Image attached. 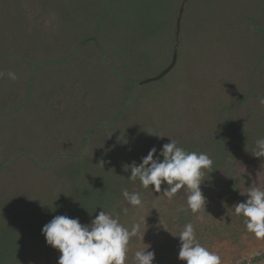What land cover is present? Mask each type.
Wrapping results in <instances>:
<instances>
[{
    "label": "rangeland",
    "instance_id": "obj_1",
    "mask_svg": "<svg viewBox=\"0 0 264 264\" xmlns=\"http://www.w3.org/2000/svg\"><path fill=\"white\" fill-rule=\"evenodd\" d=\"M72 1L74 4L69 0H0V73L6 69L5 75H0V83H8V73L17 70L16 64L27 61L30 66L38 65V61L32 60L38 51L46 57L52 49L57 50L58 57L65 53L60 52L64 49L63 41L67 40L63 27L79 32L73 24L83 23L80 16L84 12L78 14L79 4ZM79 1L83 5L86 2ZM168 1L172 6L174 0ZM133 2L135 15L146 25V32L157 31L161 14L146 0ZM208 8L212 11H206ZM181 10L176 34L196 30L199 25L204 29L201 24L209 25L218 18L221 28L226 23L222 42L225 66L221 64L215 69L208 85L203 84L204 72L198 80L192 78L188 89L184 82L186 87L180 88L182 116H175L165 108L159 113L157 107L151 109L148 105V95L158 97L159 80L141 83L144 79L137 78L152 74L154 69L150 65L127 70L125 79L119 81L107 77L106 81L101 76L92 78L90 71L82 73L79 85L83 94L78 95L77 107L81 114L77 115H73L75 110L68 113L66 109L65 104L73 98V90L67 85L64 89L46 86L44 92L49 91L44 96L30 91L23 100L20 95L7 92L6 100L11 104L8 107L0 101V123L5 124L0 135V148L4 149H0V210L3 209L0 264H57L59 252L46 245L42 227L55 215L79 218L81 224H89L101 210L112 212L125 227L140 225V232L129 242L126 264H132L135 251L148 246L147 250L155 253L153 264H185L177 258L180 246L177 236L188 223L192 224L201 245L220 256L221 264H264V239L249 233L244 218L234 213V205L247 200L246 193L251 187L264 189V158L251 154L255 140L264 137V105L259 103L264 98V18L261 17L264 0H188ZM186 11H190L187 17ZM166 14L172 20L171 13ZM52 15L59 16L64 26L59 20L49 21L47 18ZM163 18L166 20L165 15ZM248 28L250 32H246ZM43 29L45 34L41 35ZM252 32H257V36L248 37ZM216 41L221 43L219 38ZM191 43L197 45L193 40ZM65 48L68 50L69 46ZM42 49L46 51L43 54ZM79 50L80 47L74 55ZM252 52L255 54L251 59ZM91 54L94 62L98 60L97 54ZM18 55L22 57L20 63H17ZM115 65L116 70H122L120 64ZM186 65L193 64L187 60ZM72 83L74 80L69 81ZM119 83L131 92V98L121 108L126 113L125 119L106 127L93 122L87 132L88 121L99 118L102 104L105 110L112 111L117 99L121 100L120 93L113 92ZM245 83L252 84L255 90L245 88ZM165 88L163 85L161 95L168 99L163 92ZM226 88L229 91L222 93ZM141 91L146 99L138 100ZM113 96L116 102L110 106ZM43 100L48 105L44 111ZM90 133H100V138L84 145L83 140ZM107 134H120L119 138L127 143L109 138L105 144L107 136L103 135ZM147 136L157 139V144H153L157 154L171 138L189 152L209 155L213 164L203 170L201 184L206 197L204 208L191 212L183 188L168 199L163 193L153 192L152 186L144 189L139 181L128 179L127 165L133 162L138 165L151 149L144 142ZM166 187L162 184L161 192ZM124 189L139 191L143 206L129 205L122 195ZM4 210L8 212L6 215H2Z\"/></svg>",
    "mask_w": 264,
    "mask_h": 264
},
{
    "label": "crops",
    "instance_id": "obj_2",
    "mask_svg": "<svg viewBox=\"0 0 264 264\" xmlns=\"http://www.w3.org/2000/svg\"><path fill=\"white\" fill-rule=\"evenodd\" d=\"M133 1L134 0H86L83 5L81 1L75 0V4H79V6H77L79 8L78 14L82 11L84 12V14L80 16L84 24L82 22L73 24L77 25L75 27H77L76 30L79 29V32H70V30L63 27V34L67 37V40L63 41L64 49L60 52L65 53H63L61 57H58L57 50L54 51V49H52L50 56L46 57L43 55L40 56L39 52L41 51H38L35 54L36 56H34L35 59H32L38 61V65L30 66V64H27V61L18 66L16 64L17 70L10 71L15 74V79H11L7 76L8 83H0V87H2L0 94H3L0 97V101L3 103V106L8 107L11 105L6 100L7 92L11 93L10 95H20L23 100L30 91H35L36 96L46 95L49 91L47 89V91L44 92L46 86L64 89L67 85L69 89L72 85L69 84V81L73 80L71 78H79L82 73L89 71L90 68H87L89 66H86L85 62H90L93 65L92 69L94 72H91L92 76L95 75V78H99L100 76L102 78L107 77L108 80L117 79L113 70L126 76L130 69L136 70L137 68L139 70L142 67L150 65L154 69L152 74L142 76L144 78L138 76V78H136L138 80L144 79L145 81L143 80V82L159 80L157 83L161 85L158 90L159 98L161 100L165 99L161 95L162 86L165 85L166 88L165 90L163 89V92L167 97H170L172 101L171 108L173 110H171L170 113L173 114L174 112V114H178L179 117L182 116L183 105L181 101L183 98L180 88L183 89L186 87L184 82L188 89L191 87L190 82L192 78L194 77L198 80L201 72H204L203 84L208 85L210 78L215 74V69L221 64L225 66V49L222 47V42L225 33L224 25L226 23L224 22L221 28L220 21H217L220 18H218L217 20H212L214 23L211 21L209 25L207 22L201 24L205 26L204 29L199 25V28L196 30H182L180 33L176 34V22L179 20L178 16L180 17L182 11L181 7L188 0L171 1L172 6L168 0H162L159 8L157 7L159 0H146L147 3L150 2L153 5L157 13L161 14V20H163V23H160L161 20L157 22L160 26L157 31L147 33L146 25H143L141 20L138 19L140 16L135 15L137 12L133 8ZM69 3L74 4L72 0H69ZM168 5L171 6V11ZM82 6H84V8H82ZM208 10L212 11L211 8L206 9V11ZM168 11L171 13L172 20H170V16L168 17L166 14ZM132 13L135 16H133ZM163 15L166 16V20H164ZM189 15L190 11H186L184 16L187 17ZM53 16L54 15L47 19L52 22L59 20V16L58 18H56V16L53 18ZM59 22L64 26L62 20H59ZM79 24L81 26H79ZM82 28L84 29L81 30ZM198 30L202 32L200 35L196 33ZM246 32H250L249 28ZM40 34H45L44 29ZM91 36L96 37L99 46L96 47L93 41L89 40ZM251 36H257V32H252L248 35V37ZM237 37L240 38L239 34H237ZM216 38L220 39V44H218ZM192 40L193 43H197V45L191 46ZM84 43L85 46L82 48V44L84 45ZM65 45L69 46L68 50L65 48ZM77 46L80 47V50L74 55ZM45 52V49H42V54ZM91 53L97 54L98 60L94 62L93 59H95V57ZM254 54L252 52L251 59ZM86 55H88L90 60ZM70 56L71 58L68 60L69 63H64V59ZM21 58L22 57L18 55L17 63H20L18 61L21 60ZM26 60L29 62V58ZM187 60L190 63L192 62L193 65L187 66ZM73 61L76 62L72 64ZM116 62L122 66L121 71L116 70ZM195 64H197L196 68H194ZM200 66H203V68H200ZM83 67H85V69H83ZM164 70H166V72L161 76L151 80V78L156 77ZM31 71L33 73L30 78L29 74ZM5 72L6 69L1 71V73H3L2 76L5 75ZM223 76L224 78L227 76L226 69L223 72ZM148 78H150V80H147ZM232 80L235 81V78ZM226 84L230 85L229 81H227ZM244 86L245 88H250L253 85L245 83ZM5 91L6 94L4 95ZM147 91L148 88L146 92ZM221 91L224 93L225 91H229V89L226 88ZM148 96L149 98L151 97V95ZM70 99L71 98H69V100ZM45 101L47 100H43L44 108L42 111L46 110L48 106L45 104ZM119 102H123V99L121 98ZM187 109H189V106H187ZM75 114L81 113L78 109H75ZM67 124L69 125V121ZM28 132L31 133L30 131Z\"/></svg>",
    "mask_w": 264,
    "mask_h": 264
},
{
    "label": "clouds",
    "instance_id": "obj_3",
    "mask_svg": "<svg viewBox=\"0 0 264 264\" xmlns=\"http://www.w3.org/2000/svg\"><path fill=\"white\" fill-rule=\"evenodd\" d=\"M8 76L15 79L12 72ZM259 103L264 105V98ZM251 154L264 158V137L255 140ZM212 164L208 154L189 152L170 138L158 154L157 149L152 147L138 165L133 162L127 165L125 171L130 169L129 180L139 181L144 189L152 186L153 192L163 193L168 199L183 188L188 208L196 213L204 208L206 202L201 191L203 170L211 168ZM162 184L167 187L161 192ZM246 194V201L234 205V213L244 218L249 233L257 239H264V189L253 186ZM122 195L129 205L143 206L139 191L124 189ZM138 232L139 224L125 227L112 212L103 210L89 224H81L79 218L55 215L41 229L46 245L59 252L57 264H126L129 242ZM177 237L180 241L177 258L185 264H221L220 256L198 241L191 223L186 224ZM148 248L135 251L132 264H153L155 253Z\"/></svg>",
    "mask_w": 264,
    "mask_h": 264
},
{
    "label": "trees",
    "instance_id": "obj_4",
    "mask_svg": "<svg viewBox=\"0 0 264 264\" xmlns=\"http://www.w3.org/2000/svg\"><path fill=\"white\" fill-rule=\"evenodd\" d=\"M261 17L262 18H264V13H262L261 12ZM176 27H177V25H176ZM177 30V29H176ZM89 40H91V41H93V43H94V45L97 47V46H99V44L97 43V40H96V37L95 36H91L90 37V39ZM176 42H177V40H176ZM77 48H78V46L76 47V51H77ZM71 58V56L69 57V58H65L64 59V63L66 62V63H69V59ZM48 62H51V61H48ZM76 61H73L72 62V64L73 63H75ZM55 67H57V66H55ZM87 68H90L89 69V71L90 72H94L93 71V69H92V65L91 66H89V67H87ZM83 69H85V67H83ZM32 71L30 72V74H29V76H30V78H31V75H32ZM113 73L116 75V77H117V80L119 81L120 79H125V76H123V75H121L120 73H117L116 71H114L113 70ZM90 77H95V75H91ZM71 79H73L74 80V83H72V85L70 86V88L73 90V98H71L70 100H68L67 101V103L65 104L66 105V109L69 111L70 109H72V110H75V109H77V107H78V104L80 103V100L78 99V95H80L82 92H83V90H82V88L80 87V83H79V81L81 80V78L79 77V78H71ZM103 79H105L106 81H108L105 77L103 78ZM152 79H154V77L153 78H151V80ZM147 80H150V78H148ZM143 82V81H142ZM148 82V81H147ZM108 84V83H107ZM80 87V90H78V88ZM55 88V87H54ZM252 89H254V87L252 86L251 87ZM116 90H117V93H116ZM255 90V89H254ZM80 91V92H79ZM115 94H119L120 93V96H119V98L121 99V97L123 98V102H119L118 101V99H117V105L114 107V109L111 111V110H105V106L104 107H102V105H101V107H100V114H99V118L97 119V120H94V119H91V121L89 122L88 121V125H86L87 126V132H89V130L90 129H92V123L93 122H95V124L96 123H98L99 124V127H106L107 125H110V124H112V123H114V122H117V121H119V120H121V119H125V112H122V105L123 104H126V102L125 101H127V100H129V98H131V92H129V91H127V90H125L124 89V86H123V84L122 83H119L118 85H117V88L113 91ZM83 94V93H82ZM148 94V93H147ZM122 95H126V97H123ZM140 98L138 99V100H141L142 98H145L144 96H146V95H144V93L141 91V94H140ZM151 99V100H150ZM111 104H110V106L116 101V97L115 96H113V97H111ZM146 101H148V105L150 106V108L151 109H154V107H157L158 108V112L160 113L161 112V109H164L165 107H167V108H165V110L166 111H168V112H171V110H173L172 108H171V106H172V101H171V98L169 97L168 99H164V100H161L160 98H159V96L158 97H155V95L154 96H152L151 95V97L148 99V100H146ZM119 102V103H118ZM91 104V103H90ZM65 107V106H64ZM75 107V108H74ZM73 115H77V114H73ZM173 115H175V116H178V114H174V112H173ZM159 116L160 117H162V114H159ZM2 120V116H0V121ZM76 120V119H75ZM118 124H124L123 122H118ZM3 127H5V124H1L0 123V135H2L3 134V132H4V128ZM120 135V134H119ZM119 135H111V134H107V135H103V137H105V136H107V138L105 139V144H107L108 143V139L109 138H111V139H113V140H117V142H119V141H121V142H119V143H121V144H126L127 143V141L126 140H124V139H122L121 140V138H119ZM97 137H99L100 138V133H95V134H91L90 133V137H88V138H84V145L85 144H90V143H92V142H95V140H96V138ZM156 137H157V135H156ZM116 138V139H115ZM124 138V137H123ZM139 138V137H138ZM135 139V140H133L134 141V143H137V141L139 140V139ZM157 139H155L154 140V138L153 137H149V136H147V140H145V143H146V145L148 146V148H152V147H156V146H153V144L154 145H156L157 144V141H156ZM111 145V144H110ZM1 150H4V149H2V148H0ZM3 211V209H1L0 210V212H2ZM8 212L7 211H5L4 210V213H2V215H6ZM235 264H245L244 262H241V263H235Z\"/></svg>",
    "mask_w": 264,
    "mask_h": 264
},
{
    "label": "water",
    "instance_id": "obj_5",
    "mask_svg": "<svg viewBox=\"0 0 264 264\" xmlns=\"http://www.w3.org/2000/svg\"><path fill=\"white\" fill-rule=\"evenodd\" d=\"M164 72H166V70L162 71L159 75H157V76L154 77V78H158V77L161 76Z\"/></svg>",
    "mask_w": 264,
    "mask_h": 264
}]
</instances>
